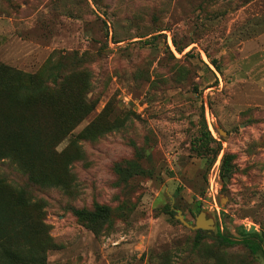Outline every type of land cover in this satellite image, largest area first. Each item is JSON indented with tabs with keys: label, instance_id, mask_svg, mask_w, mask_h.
<instances>
[{
	"label": "rangeland",
	"instance_id": "374dc122",
	"mask_svg": "<svg viewBox=\"0 0 264 264\" xmlns=\"http://www.w3.org/2000/svg\"><path fill=\"white\" fill-rule=\"evenodd\" d=\"M260 36L264 0H0V63L46 97L0 95L7 138L42 176L0 161L13 264H264ZM83 103L93 110L61 136ZM98 206L111 218L93 229L74 214ZM177 211L216 230L200 236ZM218 226L234 242L262 234L259 251L222 243Z\"/></svg>",
	"mask_w": 264,
	"mask_h": 264
},
{
	"label": "trees",
	"instance_id": "16d2710c",
	"mask_svg": "<svg viewBox=\"0 0 264 264\" xmlns=\"http://www.w3.org/2000/svg\"><path fill=\"white\" fill-rule=\"evenodd\" d=\"M155 39V38H153ZM181 52V50H180ZM34 80L33 76H29L28 74H24L19 70H16L10 66L4 65L0 63V95L6 96V98H10L15 96L19 98L21 95H30L31 97H36L44 101L46 97L43 94H40L35 85L33 89H26L23 86L24 82H32ZM14 92V93H10ZM93 110V106L89 103H83L79 105V107L73 106L70 108L69 115H65L62 117L64 128L61 130V136L69 135ZM3 115H0V117ZM0 121V161L6 158H14L18 162L25 164L23 169L27 172V176L32 181L36 182L42 176L27 162H25L22 156V148L19 144L12 143L9 141L7 137H11L15 134V130L12 128L10 120L6 119V117L1 118ZM18 129V128H16ZM209 141H214L211 135V132L208 128L207 123L204 121L203 124V136L202 139ZM222 151V146L215 150L214 160L218 158ZM230 156L225 154L221 161V170L223 174H228L230 172L229 164H230ZM45 179V177H43ZM75 216L83 221L90 229H93L97 224L103 223L111 218V211L108 207L98 206L94 211L87 210H76L74 212ZM2 220L0 217V255H3L2 263L13 264L14 261H22L24 256L21 254V249L16 248L15 244H11V234L2 233ZM198 235L205 234L203 231H198ZM241 239L238 242H234L228 236H225L220 229V226L217 228L216 237L221 240L224 244L234 245L236 243L243 244L246 248H248L253 254H257L260 249L259 242L262 239V234L257 232H250L246 229L242 228V232L240 234ZM9 243V246L6 247L5 243ZM2 248V250H1ZM30 255V254H29Z\"/></svg>",
	"mask_w": 264,
	"mask_h": 264
},
{
	"label": "water",
	"instance_id": "95a60500",
	"mask_svg": "<svg viewBox=\"0 0 264 264\" xmlns=\"http://www.w3.org/2000/svg\"><path fill=\"white\" fill-rule=\"evenodd\" d=\"M219 134L221 135H227V132H225L224 130H219L218 131ZM206 215V214H205ZM204 214H201L200 216L197 217L196 221H195V225H191L190 223H188L184 216L182 215L181 211H177V219L187 228L191 229V230H201V231H213L216 230V223L213 219H205L203 216H205Z\"/></svg>",
	"mask_w": 264,
	"mask_h": 264
},
{
	"label": "crops",
	"instance_id": "0c3cea01",
	"mask_svg": "<svg viewBox=\"0 0 264 264\" xmlns=\"http://www.w3.org/2000/svg\"><path fill=\"white\" fill-rule=\"evenodd\" d=\"M258 35H260V34H258ZM261 38L260 39H264V36H260Z\"/></svg>",
	"mask_w": 264,
	"mask_h": 264
}]
</instances>
